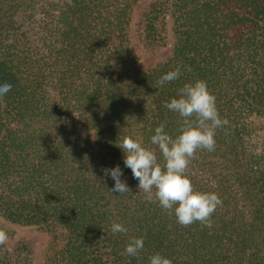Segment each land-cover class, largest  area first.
Returning a JSON list of instances; mask_svg holds the SVG:
<instances>
[{
  "label": "trees",
  "instance_id": "1",
  "mask_svg": "<svg viewBox=\"0 0 264 264\" xmlns=\"http://www.w3.org/2000/svg\"><path fill=\"white\" fill-rule=\"evenodd\" d=\"M0 0V220L45 230L46 264H264V0ZM142 49L169 56L142 69ZM180 68L162 88L159 79ZM206 81L220 117L214 152L187 174L222 200L211 226L184 227L138 192L120 137L151 145L155 128L178 134L164 107L186 83ZM158 161L163 158L157 148ZM119 165L130 192L112 193ZM127 233H113L111 224ZM0 243V264H35L34 244ZM142 237L135 257L124 249ZM103 238V239H102Z\"/></svg>",
  "mask_w": 264,
  "mask_h": 264
},
{
  "label": "clouds",
  "instance_id": "2",
  "mask_svg": "<svg viewBox=\"0 0 264 264\" xmlns=\"http://www.w3.org/2000/svg\"><path fill=\"white\" fill-rule=\"evenodd\" d=\"M180 68L164 74L158 81L162 88L166 83L180 77ZM11 84L0 83V98H3ZM164 107L178 115L179 127L176 136L165 131V122L155 128L151 145L145 147L142 141L132 136L120 137L119 148L124 154L123 163L131 169L133 178L138 180V192L149 203L158 205L169 215L175 216L176 222L184 227L200 223L211 226V217L222 200L215 192L196 190L187 174L191 160L196 158L199 150L214 152L216 131L228 123L222 119L216 106V98L209 91L206 81L196 80L186 83L178 90L177 98L166 102ZM157 148L163 158L161 164L157 157ZM105 175L114 180L112 193L123 195L130 192L127 182L122 180L123 171L117 165L105 169ZM111 231L126 234L128 229L115 221ZM6 235L0 231V243ZM103 239V238H102ZM144 248L142 237H130L123 254L135 257ZM149 264H172V260L155 253L149 257Z\"/></svg>",
  "mask_w": 264,
  "mask_h": 264
},
{
  "label": "rangeland",
  "instance_id": "3",
  "mask_svg": "<svg viewBox=\"0 0 264 264\" xmlns=\"http://www.w3.org/2000/svg\"><path fill=\"white\" fill-rule=\"evenodd\" d=\"M149 0H141L136 6L133 13V20H135L138 10H140ZM172 44V37L169 35V42L166 48L161 49L155 54L146 53L134 35L133 24L129 30V49L137 57L139 65L142 69H149L156 64L164 61L170 54ZM0 226H3L7 229L13 230L15 239H27L33 242L34 244V263L35 264H46V258L50 254V236L49 234L42 229L29 227H13L5 224L0 220Z\"/></svg>",
  "mask_w": 264,
  "mask_h": 264
}]
</instances>
